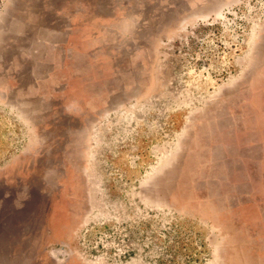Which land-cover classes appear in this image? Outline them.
I'll list each match as a JSON object with an SVG mask.
<instances>
[{
    "label": "rangeland",
    "instance_id": "1",
    "mask_svg": "<svg viewBox=\"0 0 264 264\" xmlns=\"http://www.w3.org/2000/svg\"><path fill=\"white\" fill-rule=\"evenodd\" d=\"M0 264H264V0H0Z\"/></svg>",
    "mask_w": 264,
    "mask_h": 264
}]
</instances>
